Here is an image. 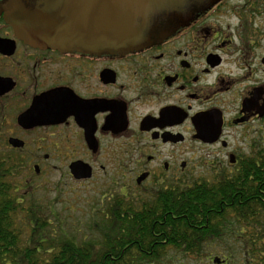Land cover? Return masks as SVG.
I'll return each instance as SVG.
<instances>
[{
    "label": "flooded vegetation",
    "instance_id": "af4514ba",
    "mask_svg": "<svg viewBox=\"0 0 264 264\" xmlns=\"http://www.w3.org/2000/svg\"><path fill=\"white\" fill-rule=\"evenodd\" d=\"M154 35L118 55L42 47L41 0H0V192L21 201L47 172L116 171L103 205L263 186L201 196L215 204L193 239L199 264H264V0H184ZM237 199L263 209L228 210Z\"/></svg>",
    "mask_w": 264,
    "mask_h": 264
},
{
    "label": "trees",
    "instance_id": "16d2710c",
    "mask_svg": "<svg viewBox=\"0 0 264 264\" xmlns=\"http://www.w3.org/2000/svg\"><path fill=\"white\" fill-rule=\"evenodd\" d=\"M235 189L220 188L213 193L197 185L185 192L186 199H159L141 207L117 196L106 206L105 231L101 232L103 241L99 245L70 235L65 221L63 231L49 236L45 231L51 223L38 215L37 207L26 210L8 188L0 192V264H145L160 260L169 250L198 254L202 249L193 239L200 220L198 213L207 209L204 205L215 204L201 196L260 194L263 186L237 184ZM169 195L174 196L173 193ZM163 196L165 199L166 195ZM228 205V210L236 211L263 209L260 201L237 199ZM23 211L27 223L19 224L18 214Z\"/></svg>",
    "mask_w": 264,
    "mask_h": 264
},
{
    "label": "water",
    "instance_id": "95a60500",
    "mask_svg": "<svg viewBox=\"0 0 264 264\" xmlns=\"http://www.w3.org/2000/svg\"><path fill=\"white\" fill-rule=\"evenodd\" d=\"M184 0H41V46L61 51L127 54L154 40L159 19L180 14ZM77 179L92 172L74 165ZM142 178L139 180L141 181Z\"/></svg>",
    "mask_w": 264,
    "mask_h": 264
},
{
    "label": "rangeland",
    "instance_id": "374dc122",
    "mask_svg": "<svg viewBox=\"0 0 264 264\" xmlns=\"http://www.w3.org/2000/svg\"><path fill=\"white\" fill-rule=\"evenodd\" d=\"M201 156L206 157V155L200 153L189 155L190 159L193 158L196 163L199 162ZM61 174L62 172H47L41 178V186H34L32 184L29 187H23L21 194H25V191L28 192V195L21 200L23 207L26 210L32 206L37 207L38 215L51 223V226L49 225L45 231L48 232L49 236L55 233L59 234L58 230L63 231L62 228L65 221V229L70 235H77L79 240L85 239V241H93L100 245L103 241L101 232L102 230L103 232L105 231L106 206L111 201H106V198H104V205L99 201L104 195L109 194V190H113L111 179L122 181V176L116 171H108L106 178L104 176L105 180L101 182V179H103L102 173L97 171L98 176L92 181L79 182L75 181L72 177L65 176L60 182ZM130 184L134 185V182L131 181ZM57 186L59 187V191L56 192ZM114 193L115 198L120 195L118 191ZM100 211H103L105 214H101ZM25 216V211L19 212V224L27 223ZM24 228L26 227L24 226ZM24 228L22 227L23 230ZM201 253L204 254L205 252H200L199 256L192 253L193 255L191 256L181 250H169L160 260L144 263L199 264L202 258ZM216 253L220 254L219 251Z\"/></svg>",
    "mask_w": 264,
    "mask_h": 264
}]
</instances>
